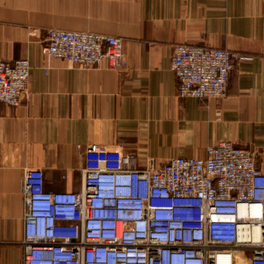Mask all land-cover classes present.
Returning a JSON list of instances; mask_svg holds the SVG:
<instances>
[{
  "label": "crops",
  "instance_id": "obj_1",
  "mask_svg": "<svg viewBox=\"0 0 264 264\" xmlns=\"http://www.w3.org/2000/svg\"><path fill=\"white\" fill-rule=\"evenodd\" d=\"M47 27L124 39L128 68L79 67L41 55ZM239 51L222 98L176 96L173 45ZM0 58L31 65L20 103L0 102V264H22V179L46 190L82 183V147L96 143L161 163L209 144L253 149L264 171V0H0Z\"/></svg>",
  "mask_w": 264,
  "mask_h": 264
},
{
  "label": "built area",
  "instance_id": "obj_2",
  "mask_svg": "<svg viewBox=\"0 0 264 264\" xmlns=\"http://www.w3.org/2000/svg\"><path fill=\"white\" fill-rule=\"evenodd\" d=\"M40 51L80 67L126 66L122 38L107 33L49 27ZM241 58L174 44L176 96H225ZM30 67L26 58H0L1 103H20ZM82 157L76 191L46 190L42 169H26L22 264H264V171L253 149L222 140L201 157L137 166L133 153L88 143Z\"/></svg>",
  "mask_w": 264,
  "mask_h": 264
},
{
  "label": "rangeland",
  "instance_id": "obj_3",
  "mask_svg": "<svg viewBox=\"0 0 264 264\" xmlns=\"http://www.w3.org/2000/svg\"><path fill=\"white\" fill-rule=\"evenodd\" d=\"M47 28H49V27H47ZM46 28V29H47ZM54 28H58V27H54ZM45 29V30H46ZM118 37V36H117ZM121 38V37H120ZM122 40H123V45H124V39L122 38ZM224 48H226V47H224ZM229 49V48H228ZM231 50H233V49H231ZM234 51H236V50H234ZM238 53H240L239 51H237ZM41 55L42 56H44V57H46V58H53V57H48V56H45V55H43L42 53H41ZM123 55H124V58H125V54H124V51H123ZM240 55H242L241 53H240ZM242 56H244V55H242ZM27 59V58H26ZM61 60V59H60ZM238 60V59H237ZM64 61V60H63ZM67 62V61H66ZM69 63V62H68ZM125 63H126V66L122 69V70H118V71H124V70H126L127 68H128V64H127V62H126V59H125ZM71 64V63H70ZM73 65V64H72ZM77 66V65H76ZM99 66V65H98ZM103 66H105V65H103ZM80 67V66H79ZM92 67H94V66H92ZM106 67V66H105ZM84 68H86V67H84ZM117 71V70H116ZM224 97V96H223ZM179 98V97H178ZM222 98V97H221ZM134 154V153H133ZM135 155V154H134ZM136 156V155H135ZM148 158V157H147ZM150 158H152V157H150ZM146 159V158H145ZM153 159V158H152ZM26 171V170H25ZM25 173V172H24ZM23 176H24V174H23ZM23 180V179H22ZM22 194H23V192H22ZM24 198V197H23ZM241 264H244V261H241Z\"/></svg>",
  "mask_w": 264,
  "mask_h": 264
}]
</instances>
